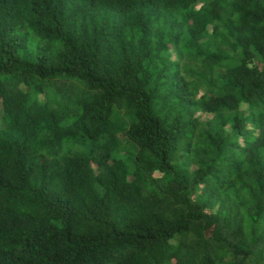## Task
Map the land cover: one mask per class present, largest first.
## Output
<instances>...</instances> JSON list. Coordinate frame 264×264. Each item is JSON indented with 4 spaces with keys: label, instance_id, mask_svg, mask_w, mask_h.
I'll use <instances>...</instances> for the list:
<instances>
[{
    "label": "trees",
    "instance_id": "obj_1",
    "mask_svg": "<svg viewBox=\"0 0 264 264\" xmlns=\"http://www.w3.org/2000/svg\"><path fill=\"white\" fill-rule=\"evenodd\" d=\"M0 264H264V0H0Z\"/></svg>",
    "mask_w": 264,
    "mask_h": 264
},
{
    "label": "rangeland",
    "instance_id": "obj_2",
    "mask_svg": "<svg viewBox=\"0 0 264 264\" xmlns=\"http://www.w3.org/2000/svg\"><path fill=\"white\" fill-rule=\"evenodd\" d=\"M76 91H77L78 94L84 93V91H85L84 84L83 83H79L78 86H77V90Z\"/></svg>",
    "mask_w": 264,
    "mask_h": 264
}]
</instances>
